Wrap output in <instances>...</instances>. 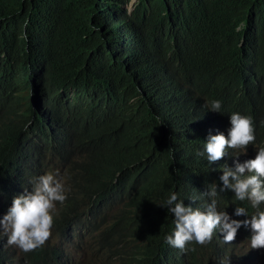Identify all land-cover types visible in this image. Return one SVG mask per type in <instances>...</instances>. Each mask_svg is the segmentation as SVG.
<instances>
[{"label": "trees", "instance_id": "1", "mask_svg": "<svg viewBox=\"0 0 264 264\" xmlns=\"http://www.w3.org/2000/svg\"><path fill=\"white\" fill-rule=\"evenodd\" d=\"M128 1L0 0V217L45 173L69 190L50 239L18 264H229L250 243L242 226L182 252L159 204L210 203L201 192L226 163L197 153L233 112L252 118L253 158L264 148V0ZM216 199L233 219L256 212Z\"/></svg>", "mask_w": 264, "mask_h": 264}, {"label": "clouds", "instance_id": "2", "mask_svg": "<svg viewBox=\"0 0 264 264\" xmlns=\"http://www.w3.org/2000/svg\"><path fill=\"white\" fill-rule=\"evenodd\" d=\"M221 106L220 100H213L208 110L221 113ZM229 121L227 136L222 132L210 134L204 151L197 153L206 155L209 165L220 160L227 164L220 170L221 184L212 183L201 192V196L208 197L210 203L201 210L192 206L195 201L185 204L176 192H172L159 204L173 215L175 223L173 233L165 237V242L183 252L191 243L207 245L213 235L220 232L224 243L230 244L235 240L238 229L250 226V243L242 246L229 264H264V210H261L264 204V148L259 149L254 158L247 148L256 139L250 116L233 112ZM237 149L240 153L236 155L233 150ZM68 191L59 178V172L53 170L36 178L31 190L13 197L7 213L0 217V246L12 264H18L15 258L22 251H34L50 239L56 206L66 200ZM229 191L234 193L236 200L250 202L256 209L255 214L249 215L246 208L236 207L234 215L245 217L239 220L233 219L224 209L218 210L216 197ZM68 256L71 260L75 258ZM225 264H228V258Z\"/></svg>", "mask_w": 264, "mask_h": 264}, {"label": "rangeland", "instance_id": "3", "mask_svg": "<svg viewBox=\"0 0 264 264\" xmlns=\"http://www.w3.org/2000/svg\"><path fill=\"white\" fill-rule=\"evenodd\" d=\"M135 1H136V0H129V1H128V3L126 4V8H127L128 11L132 8V5H133V3H134ZM13 247H14L15 249H19L18 247L14 246V245H13ZM68 252H69L70 255L75 256V261H76V260H79L80 257L83 255V252H82L80 249H74V248H72V247H69V248H68Z\"/></svg>", "mask_w": 264, "mask_h": 264}]
</instances>
